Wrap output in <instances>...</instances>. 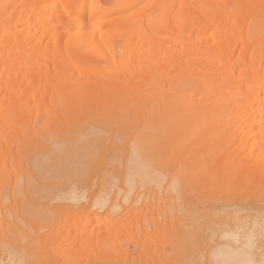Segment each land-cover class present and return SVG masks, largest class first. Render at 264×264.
I'll return each mask as SVG.
<instances>
[{"label": "bare ground", "instance_id": "1", "mask_svg": "<svg viewBox=\"0 0 264 264\" xmlns=\"http://www.w3.org/2000/svg\"><path fill=\"white\" fill-rule=\"evenodd\" d=\"M0 264H264V0H0Z\"/></svg>", "mask_w": 264, "mask_h": 264}, {"label": "rangeland", "instance_id": "2", "mask_svg": "<svg viewBox=\"0 0 264 264\" xmlns=\"http://www.w3.org/2000/svg\"><path fill=\"white\" fill-rule=\"evenodd\" d=\"M99 2L100 3H102L104 6H106V7H110V6H112L113 5V0H99ZM143 3V2H142ZM152 3H154V2H151L150 4H149V6H146V8H150L153 4ZM155 4V3H154ZM142 4L141 3H139V4H136V5H132V6H130V7H128V11H131V10H134V9H137V6L138 7H140ZM154 6V5H153ZM229 9V8H228ZM119 40V39H118ZM120 41V40H119ZM119 41H117V42H119ZM120 43V42H119ZM236 47H238V44L236 45Z\"/></svg>", "mask_w": 264, "mask_h": 264}]
</instances>
